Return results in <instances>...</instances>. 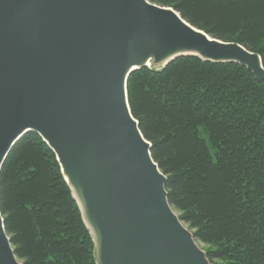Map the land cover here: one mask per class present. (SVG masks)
I'll return each instance as SVG.
<instances>
[{
	"label": "water",
	"instance_id": "95a60500",
	"mask_svg": "<svg viewBox=\"0 0 264 264\" xmlns=\"http://www.w3.org/2000/svg\"><path fill=\"white\" fill-rule=\"evenodd\" d=\"M184 57L239 64L264 82L259 55L148 0H0V175L38 134L93 230L96 264H211L169 204L128 102L133 72ZM0 264H22L1 209Z\"/></svg>",
	"mask_w": 264,
	"mask_h": 264
},
{
	"label": "trees",
	"instance_id": "16d2710c",
	"mask_svg": "<svg viewBox=\"0 0 264 264\" xmlns=\"http://www.w3.org/2000/svg\"><path fill=\"white\" fill-rule=\"evenodd\" d=\"M264 67V0H148ZM131 113L167 177L171 207L211 264H264V82L234 63L184 57L127 82ZM5 231L22 264H96L94 241L55 153L36 133L0 175Z\"/></svg>",
	"mask_w": 264,
	"mask_h": 264
},
{
	"label": "rangeland",
	"instance_id": "374dc122",
	"mask_svg": "<svg viewBox=\"0 0 264 264\" xmlns=\"http://www.w3.org/2000/svg\"><path fill=\"white\" fill-rule=\"evenodd\" d=\"M173 210H174V209H173ZM174 211H175V213L177 214L178 217L181 215L180 212H178V211H176V210H174ZM182 223H183V222H182ZM183 225H184V226H185L190 232L193 233V230L190 229V226H189V225H187V224H185V223H183ZM196 242H197V241H196ZM197 244L200 246V248H201L205 253H207V251L211 249V246H209V245H207V244H203V243H201V242H197ZM20 262H21V261H20ZM21 263H22V262H21Z\"/></svg>",
	"mask_w": 264,
	"mask_h": 264
},
{
	"label": "bare ground",
	"instance_id": "6f19581e",
	"mask_svg": "<svg viewBox=\"0 0 264 264\" xmlns=\"http://www.w3.org/2000/svg\"><path fill=\"white\" fill-rule=\"evenodd\" d=\"M166 62H167V61L162 62V63H160V64H157V65H155V66H152V65H150V64H147V65H148V66H151L152 68H153V67H158V68H160V67H162L164 64H166ZM86 222H87V221H86ZM87 225H88L89 228H90V232L93 233V230H92V228L90 227V225L88 224V222H87Z\"/></svg>",
	"mask_w": 264,
	"mask_h": 264
}]
</instances>
